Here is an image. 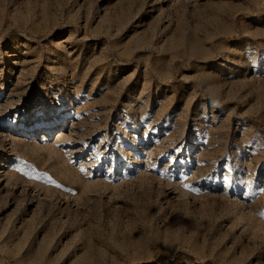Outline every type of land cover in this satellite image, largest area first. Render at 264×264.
<instances>
[{
    "label": "rangeland",
    "instance_id": "1",
    "mask_svg": "<svg viewBox=\"0 0 264 264\" xmlns=\"http://www.w3.org/2000/svg\"><path fill=\"white\" fill-rule=\"evenodd\" d=\"M262 213L264 0H0V264H264Z\"/></svg>",
    "mask_w": 264,
    "mask_h": 264
},
{
    "label": "bare ground",
    "instance_id": "2",
    "mask_svg": "<svg viewBox=\"0 0 264 264\" xmlns=\"http://www.w3.org/2000/svg\"><path fill=\"white\" fill-rule=\"evenodd\" d=\"M61 125H62V123H61ZM49 130H50V128H49V127H48V128H46V131H49ZM33 132H34V131H33ZM30 136H34V134H32V133H31V134H30ZM42 138H43V139H48V137H47V136H46V137H45V136H41V139H42Z\"/></svg>",
    "mask_w": 264,
    "mask_h": 264
},
{
    "label": "snow or ice",
    "instance_id": "3",
    "mask_svg": "<svg viewBox=\"0 0 264 264\" xmlns=\"http://www.w3.org/2000/svg\"><path fill=\"white\" fill-rule=\"evenodd\" d=\"M261 215L264 216V213H262Z\"/></svg>",
    "mask_w": 264,
    "mask_h": 264
}]
</instances>
